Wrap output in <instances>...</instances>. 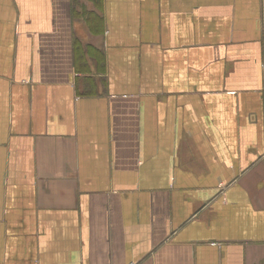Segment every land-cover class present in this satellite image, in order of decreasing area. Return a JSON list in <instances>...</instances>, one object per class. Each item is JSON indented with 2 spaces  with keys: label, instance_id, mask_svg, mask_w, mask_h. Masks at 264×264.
I'll use <instances>...</instances> for the list:
<instances>
[{
  "label": "crops",
  "instance_id": "0c3cea01",
  "mask_svg": "<svg viewBox=\"0 0 264 264\" xmlns=\"http://www.w3.org/2000/svg\"><path fill=\"white\" fill-rule=\"evenodd\" d=\"M0 264H264V0H0Z\"/></svg>",
  "mask_w": 264,
  "mask_h": 264
}]
</instances>
